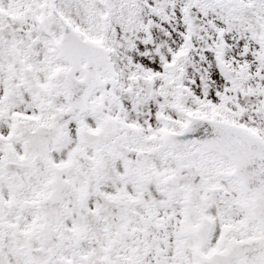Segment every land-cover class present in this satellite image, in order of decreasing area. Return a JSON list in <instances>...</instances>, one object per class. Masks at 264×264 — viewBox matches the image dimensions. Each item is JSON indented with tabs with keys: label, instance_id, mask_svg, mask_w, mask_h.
<instances>
[{
	"label": "snow or ice",
	"instance_id": "1",
	"mask_svg": "<svg viewBox=\"0 0 264 264\" xmlns=\"http://www.w3.org/2000/svg\"><path fill=\"white\" fill-rule=\"evenodd\" d=\"M0 264H264V0H0Z\"/></svg>",
	"mask_w": 264,
	"mask_h": 264
}]
</instances>
